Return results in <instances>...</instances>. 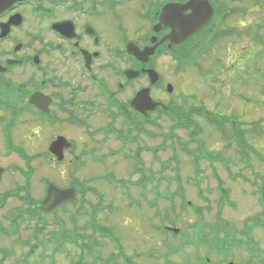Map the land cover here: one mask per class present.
I'll use <instances>...</instances> for the list:
<instances>
[{"label": "rangeland", "instance_id": "374dc122", "mask_svg": "<svg viewBox=\"0 0 264 264\" xmlns=\"http://www.w3.org/2000/svg\"><path fill=\"white\" fill-rule=\"evenodd\" d=\"M234 6L239 8V13L235 15L237 23L252 25L257 21L258 33L254 45L247 48L248 39H245L246 32L242 29L235 32L237 36L217 42L208 53L197 58L194 65H183L177 69L175 57L161 55L156 59L155 69L160 77L150 95L161 98L163 104L170 108L186 113L188 119L194 122L195 130V134H192V126L174 127L161 110L151 114L150 122L141 123L145 133L140 139L142 174L148 176L152 172L160 180L156 186L158 191L152 192L156 181L145 179V187L140 186V193L133 189L130 192L121 190V193L112 190V185L100 176L94 180L86 176L82 184L95 185L96 188L95 192H81L78 195L80 202L85 203L84 210L98 200L117 202L111 212L103 210L96 217L97 223L110 231L105 232L107 237L94 234L87 226L88 214L73 215V206L67 205L65 211L58 210L52 217L45 218L47 225L44 226V235L58 231V234L62 232L93 238L97 243L91 245V251L64 243L59 244L60 252L57 242L49 243L46 247L36 245L31 250V244L42 237L41 232H36V238L34 234L31 235L35 232L33 220L28 223L27 229L19 228L18 236L0 235V248L7 252L4 257L0 255L2 264H94L93 260L97 261L95 264H116L115 258L117 264H192L195 257L208 258L209 263L219 264L224 256L204 245L186 246L174 250L173 254L169 250V247L179 244L183 232L192 236L194 226L202 218L211 226L216 216H220L241 240L240 248L229 254L226 264H264V228L253 227L249 232L256 248L252 255L244 243L247 236L242 234L247 226L252 225L250 218L264 217V209L256 202L257 196L263 201L260 199L261 191L257 195L252 192L258 186L264 188V25L261 23L264 0H240ZM131 9L138 15L136 6L132 5ZM218 11L219 8L216 14ZM232 40L228 50L223 42ZM183 51L187 52V49ZM168 83L173 86L170 94L166 92ZM143 84L141 80L140 85ZM196 109H200V112L196 113ZM204 111L213 115L219 113L237 122L236 128L244 134L246 144L243 149L248 153L247 160L236 165L229 163L237 158L239 149L232 139L231 123L227 121V136L224 137L205 118ZM24 128L28 130L27 126ZM29 130L32 139L30 153L34 154L31 162L34 174L31 171L29 189L31 197L39 200L45 193L44 176L59 186L66 185L69 179L66 172L44 174L41 157L43 131L34 122ZM240 136L237 134L238 138ZM248 143L255 148L257 155L248 150ZM193 151L208 154L196 158V172L193 168ZM207 156L213 157L211 163ZM248 160L253 165L252 169L247 166ZM163 165L166 169H161ZM158 169L161 176L157 173ZM231 174H234V178ZM117 175L126 176V173ZM13 180L12 173L8 172L0 183V189L10 188ZM15 181L17 185L22 184V178L17 175ZM251 181L255 182L254 186ZM219 186L227 193L221 191ZM223 197H227L231 205L223 202L222 206H218ZM137 198L140 200L139 210L128 203ZM18 205V198L11 197L6 201L0 211L3 226L8 227L6 216L13 215ZM36 226L39 227V223ZM159 226L178 228L181 234L175 239L165 234ZM86 241H82L83 244ZM122 253L126 259L117 257ZM41 254H44L43 258Z\"/></svg>", "mask_w": 264, "mask_h": 264}, {"label": "flooded vegetation", "instance_id": "af4514ba", "mask_svg": "<svg viewBox=\"0 0 264 264\" xmlns=\"http://www.w3.org/2000/svg\"><path fill=\"white\" fill-rule=\"evenodd\" d=\"M199 1L18 0L0 9V183L8 172L14 178L10 188L0 189V211L9 199H4L5 194L17 188L15 176L24 182L31 174L34 154L30 153L29 128L33 122L44 135V174L66 172L69 182L61 187L76 186L87 191L96 187H81L79 184L87 179L84 177L94 180L100 176L114 191L133 189L140 193L143 130L140 112L130 106L134 95L149 86L148 74H140V70L155 69L161 55L175 57L176 65L184 62L186 51L182 50L206 41L202 34L215 20L217 8L229 12L218 14L221 29H244L249 46L255 42L257 21L252 25L236 22L239 8L234 4L240 0H208L214 9L208 25L182 43H172L171 26L159 25L163 7L171 4L183 9L185 4ZM132 5L137 7L138 15ZM183 12L187 15L191 10ZM232 42L223 43L228 48ZM147 46L155 47L147 62L129 53L130 47L143 50ZM129 69L138 75L129 79ZM155 86H150V93ZM35 94L41 97L42 110L33 103ZM60 136L70 143L62 149L61 161L49 149ZM123 173L126 176L117 175ZM48 180V176L42 178L43 183ZM128 203L140 209L138 198ZM84 204L79 202L74 213L80 212ZM116 204L95 201L91 207L113 210ZM30 214L31 207L19 201L13 219L24 217L27 221ZM117 257L126 259L123 254Z\"/></svg>", "mask_w": 264, "mask_h": 264}, {"label": "water", "instance_id": "95a60500", "mask_svg": "<svg viewBox=\"0 0 264 264\" xmlns=\"http://www.w3.org/2000/svg\"><path fill=\"white\" fill-rule=\"evenodd\" d=\"M18 0H0V9L7 7V5L14 3ZM174 5L167 4L163 7L159 17V25L165 24L171 26L172 31L169 35L173 43H180L196 33L202 27H204L211 19L213 15V9L210 6L208 0H201L197 3H187L183 6V9H190L191 12L187 15L184 14L183 9H175ZM155 47H145L143 51H139L137 48L129 50L130 53L135 55L141 61L146 62L148 57L153 53ZM150 76L151 84H154L158 80V74L152 70H144ZM138 72L129 71V77H134ZM167 92L172 91V86L167 85ZM157 104L154 103L149 96V88L140 90L133 100L131 106L140 110L141 113L146 114L147 111L153 110ZM66 142L63 139H57L50 147L51 151L58 155V159H61V147L65 146ZM73 189H59L53 185H49L47 188L45 198L38 202L36 206L43 211H50L57 207L62 202L72 200L74 198Z\"/></svg>", "mask_w": 264, "mask_h": 264}, {"label": "trees", "instance_id": "16d2710c", "mask_svg": "<svg viewBox=\"0 0 264 264\" xmlns=\"http://www.w3.org/2000/svg\"><path fill=\"white\" fill-rule=\"evenodd\" d=\"M220 36V34L218 33V32H214L213 34H211L210 35V37L208 38V43H207V47L206 48H204L203 50H200L199 51V53H201V52H206L207 50H209L210 49V47L212 46V45H215V41H216V38L217 37H219ZM209 52V51H208ZM208 52H206V53H208ZM172 109L170 108V111H171ZM173 115H170L169 114V116L170 117H172L174 120H173V123L176 125V126H178V125H180V126H183V125H185V123H188V121H189V119H188V117H187V114L186 113H183V112H180V111H178V110H176V109H174L173 111ZM226 118H228V117H226ZM225 118V116H222L221 118H218V119H216V120H214L216 123H218L217 125H215V128L217 129V131L220 133V135H223L224 137H226L227 136V134H226V128H225V125L227 124V121H230V123H231V126H232V137L233 138H235V139H237L238 137H237V134H239V135H241L238 139L239 140H242L243 139V131L241 132V131H238V129L236 128V125H237V122H233V120H229V119H231V118H228V120ZM174 125V126H175ZM254 130H256V129H254ZM257 131V130H256ZM233 133H234V135H233ZM264 179V178H263ZM25 194H27V192L25 193ZM27 200L31 203V204H33L34 202H35V199H32L30 196H27ZM260 199H262L263 200V204H262V207H263V209H264V196L263 195H261V198ZM252 224H254L256 227L257 226H262V227H264V217H261V218H256L254 221H252ZM252 225L251 226H247V228L243 231L244 233V235L245 236H247L248 238H250V234H249V232H250V230L252 229Z\"/></svg>", "mask_w": 264, "mask_h": 264}]
</instances>
